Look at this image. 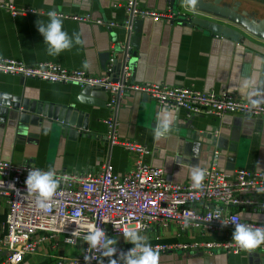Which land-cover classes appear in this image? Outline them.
<instances>
[{"label":"crops","instance_id":"0c3cea01","mask_svg":"<svg viewBox=\"0 0 264 264\" xmlns=\"http://www.w3.org/2000/svg\"><path fill=\"white\" fill-rule=\"evenodd\" d=\"M141 5L159 11H172L171 0H138ZM212 2L213 0H205ZM127 0H0V58H12L33 65L52 61L63 67L80 68L103 75L111 55L118 46H130L132 79L135 82L184 86L204 92L227 91L239 99L260 100L264 105V38L248 31L228 17L204 10L191 9L183 0L175 12L203 20V26L181 24L151 18L134 19L130 28L98 25L63 19V30L71 37L78 33L84 41L58 56L47 54V45L36 21L49 22L50 11L90 13L95 19L123 23ZM37 9L38 13L13 16L3 6ZM221 5L243 12L255 21L264 20V0H221ZM219 27L224 33L219 34ZM212 28V29H209ZM118 54V53H117ZM87 62L88 67H84ZM84 87L73 83H52L0 73V96L19 98L42 105L73 106L88 116L89 128L79 135H64L58 121L39 123L21 121L7 104H0V159L15 164H35L43 168L98 174L110 163L116 174L125 175L135 167L139 157L120 145L112 144L105 123L116 117L120 138L138 142L151 150L143 160L164 170L176 183H193V167L209 166L219 151L218 166L228 175L246 168L264 171V120L226 114L223 116L190 114L183 108L163 106L148 96L131 92L122 96L113 112L104 92L84 94ZM259 92V95L249 93ZM175 114L169 132L155 139L158 117L165 108ZM33 114V113H30ZM81 131V130H80ZM79 131V132H80ZM258 200L255 205L224 208V213H238L243 219L264 222V195L245 193ZM199 210V208H197ZM201 209V208H200ZM8 203L0 196V236L5 232ZM234 229L219 226L187 227L170 223L153 225L138 231L148 244L190 243L232 240ZM63 236L40 244L35 254L26 255L19 264H56L62 257L77 255L81 241L67 244ZM114 245L134 247L124 235H111ZM158 264H264V251L239 254L204 248L171 249L158 253Z\"/></svg>","mask_w":264,"mask_h":264},{"label":"built area","instance_id":"2783aa9c","mask_svg":"<svg viewBox=\"0 0 264 264\" xmlns=\"http://www.w3.org/2000/svg\"><path fill=\"white\" fill-rule=\"evenodd\" d=\"M1 7L13 16L39 12L13 4ZM123 7L127 15L123 23L95 19L90 13L57 14L63 19L109 28H130L134 19L151 18L154 21L172 22L181 15L174 10L164 12L144 7L138 0H127ZM123 50L125 54L120 72L116 70L117 53L114 52L104 74L100 76L80 68L69 69L52 61L30 65L12 58H0V73L52 83L103 88L110 95L108 106L113 112L117 110L122 96L135 92L148 96L160 105L183 108L190 114H238L264 120V105L253 107L250 102L227 91L204 92L191 87L135 82L130 66V46ZM105 123L112 144L120 145L139 157L136 167L125 175L116 174L110 163L105 164L98 174H93L43 168L29 163L15 164L0 159V196L8 203L5 232L0 236V264H19L26 255L35 254L40 244L59 236H63L62 240L67 244L81 241L83 249L77 255L60 258L56 264H109L110 259H115L117 264H125L121 253H127L133 247L113 244L111 247L116 249L115 254L112 257L104 256L102 253L106 249L99 246L91 248L84 240L90 226L104 229L108 238L111 235H124V230L128 228L147 231L153 225L164 228L170 223L203 225L210 230L222 226V221L228 222L226 226L233 229L235 226L232 221L253 227L264 226V222L245 220L238 213L223 211L224 208L258 203L257 199L243 197L242 194L258 193L256 189L264 187V171L241 168L228 175L218 166L219 151H215L211 164L203 168L206 172L203 188L194 189L192 183H176L167 178L162 168L145 162L143 158L151 150L136 141L120 138L115 115H111ZM32 169L53 170L59 181L56 193L49 202V211L39 209L36 195L27 192L26 178ZM150 245L158 253L178 248H204L210 254L215 251L232 254L248 252L238 250L231 239ZM255 250L264 251V244L251 251ZM85 257H88L87 261Z\"/></svg>","mask_w":264,"mask_h":264},{"label":"clouds","instance_id":"9594fccd","mask_svg":"<svg viewBox=\"0 0 264 264\" xmlns=\"http://www.w3.org/2000/svg\"><path fill=\"white\" fill-rule=\"evenodd\" d=\"M186 4L194 8L197 0H185ZM49 22L44 24L37 20L36 25L40 34L44 38L47 45V54L50 56H58L65 50H70L74 44L82 45L84 41L81 39L80 34L73 33L70 37L66 31L63 30V18L57 14L56 11L48 13ZM87 68V62L84 63ZM251 95H259V92L249 93ZM253 107L260 105V100H250ZM175 119V114L166 107L162 114L158 117V124L155 128V139L159 140L169 132L172 127V122ZM206 172L199 168L193 167L191 171L192 187L194 189L203 188V180L205 179ZM59 181L55 178L53 170L41 171L39 169H32L29 171L26 178L27 192L36 195V206L44 211L50 210V201L54 197L58 188ZM258 193H264V187L256 189ZM79 214V213H78ZM234 224V231L232 240L238 246V250L251 251L264 244V226L253 227L246 223H239L232 221ZM228 222L222 221V226H226ZM118 227V225H113ZM187 227V223L185 224ZM125 240L131 242L134 247L127 253H121V258L124 259L125 264H158V252L154 251L146 239L138 234L134 228L124 230ZM84 240L90 245L91 248L106 249L103 252L104 256L112 257L116 249L111 247L115 244L114 239H109L106 236L105 230L99 227L90 226L88 234L84 236ZM88 260V257H85ZM109 264H117L115 259H110Z\"/></svg>","mask_w":264,"mask_h":264},{"label":"water","instance_id":"95a60500","mask_svg":"<svg viewBox=\"0 0 264 264\" xmlns=\"http://www.w3.org/2000/svg\"><path fill=\"white\" fill-rule=\"evenodd\" d=\"M172 1V8L176 7L180 4L181 0H171ZM185 4V0H183ZM221 0H213L212 2H207L205 0H197V4L193 9L195 10H204L208 12H212L215 14H219L225 17L230 18L236 23L242 24L248 31L261 36L264 38V20L255 21L247 16L246 12L238 14L236 9H232L229 7H225L220 4ZM192 9V8H191ZM192 9V10H193ZM181 20V24L189 25V26H205L204 21L200 20V18L195 17H188L185 12H181L179 16ZM174 22V21H172ZM224 27H219L217 33L223 34ZM212 29V28H209ZM117 51V62H116V70L120 72L125 50L118 46L116 49ZM96 91L104 92L107 97V91L100 87H92V86H85L83 89L84 94H94ZM9 97H2L0 96V104H7L13 108V111L19 115L20 120L23 121H31L33 123H41L44 120H55L58 121L60 127H62L63 134L72 136V134L79 135L82 134L83 131H86L89 128V121L88 116L83 112H80L77 108L73 106H48L42 105L39 102L33 101L29 103L26 100L20 101L19 98H13L12 100H7ZM149 98V97H147ZM33 113V114H30ZM81 130V131H80ZM80 131V132H79Z\"/></svg>","mask_w":264,"mask_h":264}]
</instances>
